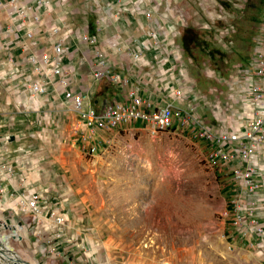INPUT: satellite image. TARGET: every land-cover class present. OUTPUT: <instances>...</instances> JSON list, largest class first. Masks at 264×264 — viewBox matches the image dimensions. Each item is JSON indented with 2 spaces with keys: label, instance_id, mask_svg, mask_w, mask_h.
Masks as SVG:
<instances>
[{
  "label": "rangeland",
  "instance_id": "rangeland-1",
  "mask_svg": "<svg viewBox=\"0 0 264 264\" xmlns=\"http://www.w3.org/2000/svg\"><path fill=\"white\" fill-rule=\"evenodd\" d=\"M263 8L264 0H217L215 45L224 55L200 57L190 70L197 83L185 80L194 86V99L187 102L197 103L208 120L216 111L238 120ZM223 15L228 21L221 23ZM42 34L0 49V160L14 172L7 175L0 164V194L11 200L1 197L0 203L13 214L14 207L20 211L11 219L21 236L5 241L0 235L1 252L31 264H264V235L253 234L249 244L245 228L232 227L225 215L238 190L225 188L188 135L124 128L90 137L83 147L76 114L56 90L34 95L28 88L34 73L27 58L33 49H44ZM65 64L78 83V68ZM107 85L82 89L94 98ZM260 151L264 163V145ZM12 177L25 182L23 190L11 192ZM33 192L42 197L40 218L21 206L20 195ZM50 210L64 215L65 224L56 225ZM0 229L5 230L1 224ZM1 252L0 264H23Z\"/></svg>",
  "mask_w": 264,
  "mask_h": 264
},
{
  "label": "crops",
  "instance_id": "crops-1",
  "mask_svg": "<svg viewBox=\"0 0 264 264\" xmlns=\"http://www.w3.org/2000/svg\"><path fill=\"white\" fill-rule=\"evenodd\" d=\"M216 5L217 0H0V49L21 45L26 37L31 38L34 33L42 32L41 38L47 41L44 49H33L28 58L44 52L52 54L54 43L62 39L63 65L67 67L65 63H74L80 71L77 83L76 76L67 67L74 90L86 94V89L82 88L89 85L92 90L98 86L100 81L94 79L93 73L96 60L101 57L113 74L127 79L128 87L137 90L145 100L164 103L169 95V87L178 86L183 79L197 83V78L190 73L194 64L185 54L182 33L190 27L202 31V38H208L210 32L215 35V19L221 16H217ZM20 8L24 10L22 16L15 11ZM223 19L221 23L228 21L226 15H223ZM28 32L31 33L30 37ZM85 34L94 38L93 44L83 41ZM20 49L23 50V47ZM28 58L27 63L34 73L28 78L29 86L30 82L39 79L40 74L36 73V65L31 64ZM87 66L93 78L84 72ZM45 79L48 80L45 92L52 88L64 101L59 78L52 76ZM101 81H106L108 85L97 97L88 96L93 104L116 96L118 91L110 80ZM0 164H3L2 168L11 167L8 161L0 160ZM13 173L8 171L7 175ZM21 179L24 181L23 176ZM9 181L12 193L23 190L25 182H19L16 177ZM231 186L235 188L230 183L225 188ZM3 193L0 194V202L2 197L4 203H9V194ZM13 209L15 214L1 208L0 203L4 216L0 221L14 226L12 219L20 211L17 207ZM263 213L264 209L260 211L261 215ZM16 222H21L23 226L19 217ZM24 225L29 227L27 223ZM0 231L7 233V230Z\"/></svg>",
  "mask_w": 264,
  "mask_h": 264
},
{
  "label": "built area",
  "instance_id": "built-area-1",
  "mask_svg": "<svg viewBox=\"0 0 264 264\" xmlns=\"http://www.w3.org/2000/svg\"><path fill=\"white\" fill-rule=\"evenodd\" d=\"M15 11L24 15L22 8ZM27 35L30 37L31 33ZM82 39L94 43V38L87 34ZM63 51L62 39H58L52 54L44 52L28 58L31 64L36 65V73L40 74L28 88L32 94L42 93L47 88L46 77L59 78L63 99L77 116L83 147L88 138L96 139L100 133L116 129L138 128L149 132L186 134L200 144L204 163L224 182L225 187L230 183L238 190L228 200L225 212L226 217L233 219L231 226H243L249 237L247 242L251 245L254 243L250 236L264 235V223L260 219L263 209L260 205L264 204V163L260 151L264 145V12L254 43L252 67L244 71L248 77L242 88L241 112L238 120L231 122L220 111L213 112V120H208L199 112L197 103H188L187 100L194 99V86L184 79L178 86L168 88L169 95L163 104L147 101L137 90L128 87L127 79L113 74L101 57L96 60L94 79H108L118 87V91L116 96L93 104L86 94L72 88L69 70L62 63ZM93 146L89 149H95ZM7 170L12 172L10 167ZM41 199L38 192L20 195L21 206L37 218L41 217ZM48 215L56 225L66 222L65 216L55 210H50ZM229 237L237 236L232 233Z\"/></svg>",
  "mask_w": 264,
  "mask_h": 264
},
{
  "label": "trees",
  "instance_id": "trees-1",
  "mask_svg": "<svg viewBox=\"0 0 264 264\" xmlns=\"http://www.w3.org/2000/svg\"><path fill=\"white\" fill-rule=\"evenodd\" d=\"M263 12H264V8L262 9V17H263ZM244 18H246V16ZM225 28H229V27H225ZM233 28L234 30H231V28L229 29L231 33L236 31L234 24H233ZM203 35H204L203 32L198 29L187 27L183 30V33H182L183 48H184L186 56L192 60L193 64H198L199 60H201L200 57L202 56H203V59L201 61L203 60L211 61L212 57L216 54L220 56L224 55L222 48L217 47L215 45L216 33L215 35H213V33L211 32L208 33L207 34L208 38H202ZM255 39H254V42H255ZM227 42H230V44L233 45L234 41H233V36L231 34H229V39H227ZM254 42H253V46H254Z\"/></svg>",
  "mask_w": 264,
  "mask_h": 264
},
{
  "label": "water",
  "instance_id": "water-1",
  "mask_svg": "<svg viewBox=\"0 0 264 264\" xmlns=\"http://www.w3.org/2000/svg\"><path fill=\"white\" fill-rule=\"evenodd\" d=\"M13 139H14V136H13V135L10 136V140H13ZM0 224H1V226H2L5 230H10V231H11V232H9V233H4V232L0 231V235L3 237V239H4L5 241H7L9 237H12V238H15V237L20 238V237H21L20 235L17 234V232H16V227H15V226H10V225L6 224L5 222H1V221H0ZM18 226L21 227V222L18 223ZM4 248H5V247H4ZM12 249H13V248H12L11 246H7V247H6V250H7V251H12ZM1 251H2V249L0 248V252H1ZM1 253H2V252H1ZM17 261H20V262H22L23 264H31V263H29V262H27L26 260L21 259V258H17Z\"/></svg>",
  "mask_w": 264,
  "mask_h": 264
},
{
  "label": "bare ground",
  "instance_id": "bare-ground-1",
  "mask_svg": "<svg viewBox=\"0 0 264 264\" xmlns=\"http://www.w3.org/2000/svg\"><path fill=\"white\" fill-rule=\"evenodd\" d=\"M1 255L2 256H4L5 258H7V259H10L9 258V255H11V254H7L6 252L5 253H1ZM1 257V256H0ZM4 258V259H5ZM10 260H12L11 262H14V261H16V263H17V258L14 256V255H11V259Z\"/></svg>",
  "mask_w": 264,
  "mask_h": 264
}]
</instances>
